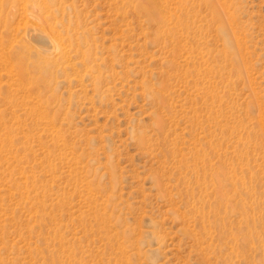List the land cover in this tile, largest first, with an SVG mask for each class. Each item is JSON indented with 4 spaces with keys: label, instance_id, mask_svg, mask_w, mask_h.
Masks as SVG:
<instances>
[{
    "label": "rangeland",
    "instance_id": "obj_1",
    "mask_svg": "<svg viewBox=\"0 0 264 264\" xmlns=\"http://www.w3.org/2000/svg\"><path fill=\"white\" fill-rule=\"evenodd\" d=\"M38 1L69 66L0 26V264H264V0Z\"/></svg>",
    "mask_w": 264,
    "mask_h": 264
},
{
    "label": "bare ground",
    "instance_id": "obj_2",
    "mask_svg": "<svg viewBox=\"0 0 264 264\" xmlns=\"http://www.w3.org/2000/svg\"><path fill=\"white\" fill-rule=\"evenodd\" d=\"M126 1L130 4L133 2V0ZM30 2L31 4L29 7L23 6L20 11H15V3L11 2V4H7V2H5L4 5L5 7L7 6V16L6 20L4 19V21L2 22L0 19V26L3 28V32L5 34L9 33L15 35L16 37L18 36L20 39L27 38V40L30 39L39 42L41 45L44 44L47 50H49V56H46L44 58L38 56L42 63V66H39L37 64L33 67L36 68L39 72L43 71L46 74L47 78H50V70H59L61 72H64L69 66V64L67 65L64 62L65 40L61 36V34L58 33L57 30H55L54 25L51 23L52 21L50 20L51 17L48 15V9L43 6L38 0H30ZM2 6L3 1L0 0V15L3 9ZM138 9L139 11L144 13L152 23H159L162 20L159 17L158 12L156 11V7L154 6L153 0H139ZM213 15H216V13L213 12ZM171 35L172 33L167 32L168 37H170ZM15 42L20 43V40H17ZM20 47H23L26 50V46L24 47V45L20 44ZM8 48L12 49L13 47L10 45L8 46ZM34 53L37 52L34 51ZM36 55L40 54L37 53ZM86 55L87 56H84V58H86V61L90 63V56H88V54ZM17 58L18 60H21L23 58V54L20 53ZM18 71L21 72L23 75L25 68L19 67ZM74 77L77 78L78 75L74 73ZM96 78L98 82V76ZM79 81L80 80H77L78 83Z\"/></svg>",
    "mask_w": 264,
    "mask_h": 264
}]
</instances>
